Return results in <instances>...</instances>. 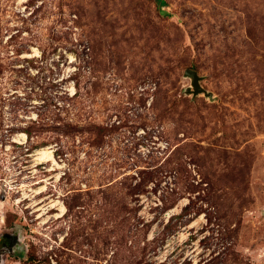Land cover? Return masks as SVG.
I'll return each instance as SVG.
<instances>
[{
	"label": "rangeland",
	"instance_id": "obj_1",
	"mask_svg": "<svg viewBox=\"0 0 264 264\" xmlns=\"http://www.w3.org/2000/svg\"><path fill=\"white\" fill-rule=\"evenodd\" d=\"M3 232L0 264H264V0H0Z\"/></svg>",
	"mask_w": 264,
	"mask_h": 264
},
{
	"label": "bare ground",
	"instance_id": "obj_2",
	"mask_svg": "<svg viewBox=\"0 0 264 264\" xmlns=\"http://www.w3.org/2000/svg\"><path fill=\"white\" fill-rule=\"evenodd\" d=\"M22 135L24 136V134H22ZM33 156H34V159L37 160V162L52 161L53 164H57L50 147L45 146V147L38 148L35 151V153L33 154ZM42 188H43V186L40 187L36 192L37 193L40 192ZM43 208H46V209L47 208L48 209L49 208H56L58 212L55 214V217H60L65 210L64 205L57 200L50 201L48 204H46V207H42V209ZM44 211H45V209H44Z\"/></svg>",
	"mask_w": 264,
	"mask_h": 264
},
{
	"label": "flooded vegetation",
	"instance_id": "obj_3",
	"mask_svg": "<svg viewBox=\"0 0 264 264\" xmlns=\"http://www.w3.org/2000/svg\"><path fill=\"white\" fill-rule=\"evenodd\" d=\"M19 241V236L11 232H3L0 235V263L3 261V254L12 257L17 255L18 248L21 247Z\"/></svg>",
	"mask_w": 264,
	"mask_h": 264
},
{
	"label": "water",
	"instance_id": "obj_4",
	"mask_svg": "<svg viewBox=\"0 0 264 264\" xmlns=\"http://www.w3.org/2000/svg\"><path fill=\"white\" fill-rule=\"evenodd\" d=\"M184 76L188 77L190 80V85L187 87V93L196 96L197 94H204L205 96H210V92L203 88L200 84L201 76H199L198 72L191 68H186L184 70Z\"/></svg>",
	"mask_w": 264,
	"mask_h": 264
}]
</instances>
